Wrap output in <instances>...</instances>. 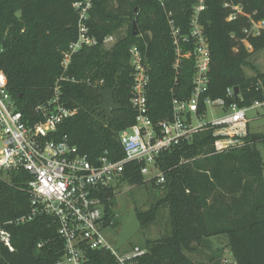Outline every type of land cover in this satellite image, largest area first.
Segmentation results:
<instances>
[{
  "label": "trees",
  "instance_id": "trees-1",
  "mask_svg": "<svg viewBox=\"0 0 264 264\" xmlns=\"http://www.w3.org/2000/svg\"><path fill=\"white\" fill-rule=\"evenodd\" d=\"M84 1L0 0V72L7 77L8 91L19 111L32 121L41 120L36 109L52 99L60 78H67L61 82L62 102L77 113L60 125L57 138L68 137L92 162L102 156L117 162L124 158L120 134L136 122L130 103L134 84L130 50L137 46L150 67L151 119H171L174 98L191 97L195 62L184 60L176 84L170 20L183 34L189 33L197 1L93 0L87 26L98 44L80 50L64 74L63 54L79 36L80 16L74 5ZM226 4L241 6L252 20L264 22V0H205L206 10L199 20L210 44L211 67L204 98L249 108L264 101V74H246V68L255 69L250 59L264 50V30L248 38L249 51L241 41L250 19L229 22L232 11ZM126 24L127 34L120 36ZM111 36L118 37L107 49L103 42ZM237 87L239 94L228 98V90ZM104 89L113 91L120 107L112 117L97 110ZM205 112L201 104L199 113ZM217 140L214 130H207L193 142L162 154L156 163L165 176L160 185L145 179L143 164L126 166L123 184L149 183L164 194L148 211L135 209L142 229L158 221L163 209L169 211L171 227L166 237L149 241L138 264H197L186 252L193 253L195 245L222 235L227 236L235 264H264V162L258 149L264 144V134L248 131L241 146L221 153L215 149ZM23 176H13L11 183L0 181V224L24 218L31 211ZM117 190H108L103 198L105 220L113 227L121 224L112 211ZM8 229L15 251L0 243V264H55L64 253L53 217H38ZM87 255L85 264H116L109 252L89 251Z\"/></svg>",
  "mask_w": 264,
  "mask_h": 264
},
{
  "label": "built area",
  "instance_id": "built-area-1",
  "mask_svg": "<svg viewBox=\"0 0 264 264\" xmlns=\"http://www.w3.org/2000/svg\"><path fill=\"white\" fill-rule=\"evenodd\" d=\"M194 15L189 33L170 20L176 60L173 65L176 84L184 60L193 59V91L187 100L174 98L171 119L154 122L150 117L148 88L150 67L141 50L134 46L130 50V64L134 69V84L130 103L136 114V122L120 134L124 158L112 162L107 156L92 162L73 146L68 137L57 138L60 125L76 115V110L67 108L62 102L61 82L56 83L54 95L48 103L36 109L39 121L26 119L19 111L15 100L8 91V80L0 72V181L11 183L13 176L24 175L25 186L30 195L31 211L28 216L0 224V243L10 252L15 251L12 233L8 227L14 224L31 222L38 217H53L58 222V235L65 248L55 264H85L89 251L109 252L116 264H138L147 250L134 247L119 250L111 245L105 232L113 228L107 224L106 204L103 200L108 190L119 188L123 182L125 168L130 163L143 164L141 174L160 185L165 182L164 173L157 167L162 154L171 152L183 143H191L195 136L214 130L216 152H224L231 147L241 146L248 132L250 110L264 113V101H256L249 108L238 104L226 105L225 100L204 98L209 88L211 51L208 38L200 24V14L206 10L205 0H196ZM93 0L78 2L74 8L79 13L78 40L72 43L63 54L61 67L64 74L72 65L74 56L84 47H93L98 41L90 35L87 21ZM232 12L229 22L242 17L250 19L244 30L245 39L241 42L252 51L248 38H256L264 30V22L251 19L241 6L225 5ZM116 37L104 40L115 44ZM103 84V82H101ZM235 89L228 90V98L233 97ZM203 104L206 112L200 114ZM220 108L221 117L207 121L210 107ZM235 264V263H232Z\"/></svg>",
  "mask_w": 264,
  "mask_h": 264
},
{
  "label": "rangeland",
  "instance_id": "rangeland-1",
  "mask_svg": "<svg viewBox=\"0 0 264 264\" xmlns=\"http://www.w3.org/2000/svg\"><path fill=\"white\" fill-rule=\"evenodd\" d=\"M128 24H126L120 31V36H125L128 31ZM118 37V36H117ZM116 37V38H117ZM113 44H108L107 49H111ZM250 62L255 69L246 68L248 77H254L257 72L264 74V50L256 53L250 59ZM223 111L217 107H210L206 120H214L223 115ZM249 119L248 131L253 134H264V113L261 110H250L247 113ZM263 162H264V144H259ZM149 180V176L145 178ZM116 194V204L112 206L114 213V220L120 221V225L111 228L105 232V236L109 243L116 246L120 230L132 210L139 208L142 211H148L151 206L164 196L161 189H156L152 184L144 186H130L126 183L122 184ZM170 220L168 209H163L160 213L158 221L150 226L140 228L137 234L123 247L124 250H129L134 247H141L147 249L150 242H156L166 237L170 232ZM193 253L186 252L187 256L197 264H232L234 259L230 254L228 247L227 236H219L205 240L201 245H195Z\"/></svg>",
  "mask_w": 264,
  "mask_h": 264
},
{
  "label": "water",
  "instance_id": "water-1",
  "mask_svg": "<svg viewBox=\"0 0 264 264\" xmlns=\"http://www.w3.org/2000/svg\"><path fill=\"white\" fill-rule=\"evenodd\" d=\"M236 95L239 94V88H235ZM101 96L103 98L102 104L97 108L102 112H106L108 116L112 117L113 113L120 109V107L116 104L114 99V93L112 90L104 89L101 92ZM141 223L139 221L136 210H132L128 217L126 218L118 239L116 241V249L119 250L123 246H125L140 230ZM155 252V250H153Z\"/></svg>",
  "mask_w": 264,
  "mask_h": 264
},
{
  "label": "crops",
  "instance_id": "crops-1",
  "mask_svg": "<svg viewBox=\"0 0 264 264\" xmlns=\"http://www.w3.org/2000/svg\"><path fill=\"white\" fill-rule=\"evenodd\" d=\"M214 238H217V237H214Z\"/></svg>",
  "mask_w": 264,
  "mask_h": 264
},
{
  "label": "flooded vegetation",
  "instance_id": "flooded-vegetation-1",
  "mask_svg": "<svg viewBox=\"0 0 264 264\" xmlns=\"http://www.w3.org/2000/svg\"><path fill=\"white\" fill-rule=\"evenodd\" d=\"M115 204H116V201H115Z\"/></svg>",
  "mask_w": 264,
  "mask_h": 264
}]
</instances>
